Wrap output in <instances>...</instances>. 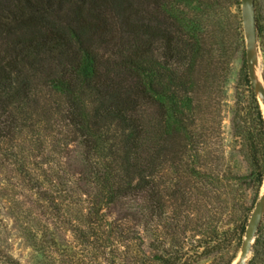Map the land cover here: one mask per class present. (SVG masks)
I'll return each mask as SVG.
<instances>
[{"label": "trees", "instance_id": "1", "mask_svg": "<svg viewBox=\"0 0 264 264\" xmlns=\"http://www.w3.org/2000/svg\"><path fill=\"white\" fill-rule=\"evenodd\" d=\"M200 29L176 0H0V162L15 166L17 185L47 209L85 204L81 215L102 229L101 264L187 262L178 225L170 248L162 238L170 234L163 221L178 215H168L158 178L180 175L175 197L192 176L221 180L205 160L220 137L215 83L225 68ZM246 80L255 106L234 130L260 190L264 114ZM72 142L83 153L79 164L48 170L46 159H35L47 143V152L68 158ZM152 227L160 239L149 255L143 233ZM0 261L23 264L2 249Z\"/></svg>", "mask_w": 264, "mask_h": 264}, {"label": "rangeland", "instance_id": "2", "mask_svg": "<svg viewBox=\"0 0 264 264\" xmlns=\"http://www.w3.org/2000/svg\"><path fill=\"white\" fill-rule=\"evenodd\" d=\"M176 3L184 13L199 21L205 48L215 56L214 62L219 60L225 68L222 80L215 83L218 104L214 110L218 108L220 112V137L218 144L207 149L209 156L205 160V168L221 180L213 182L208 177L192 176L187 193H178L175 197L171 194L180 175L165 170L158 180L167 201L168 215H178V220L170 217L164 220L162 229L170 234L161 235L166 247L170 248L175 225L179 226L174 235L184 242L180 252L187 259L186 264H235L242 251L243 228L248 227L264 189V183L258 189L253 168L245 156L243 140L234 130V120L243 123L244 116L255 106L246 80V75H250L248 63L245 66L247 39L242 0H176ZM154 8L155 4L151 2L149 10L154 11ZM256 12L257 23L263 31L258 32L255 66L257 77L262 79L260 83L264 86V0H256ZM252 87L264 114V103L257 89ZM47 145L44 154L35 158L37 161L46 159L44 169L58 168L59 162L66 166L69 159L74 164L83 160L81 147L76 142L68 146L71 149L68 158L67 153L61 156L47 152L51 151ZM8 163L0 162V250L13 253L23 264H101L102 229L98 222L92 224L81 215L85 204L68 206L61 211L47 209L45 203L39 205L31 192L17 185L15 166ZM194 164L200 166L197 162ZM41 174L44 176L45 172ZM137 205V202H131L132 207ZM110 211V218H114L119 214L120 206ZM155 222L151 224L155 226ZM141 226L139 230H142ZM143 236L148 254L157 252L151 251L149 244L158 243V229L152 227ZM256 238L259 243L255 250L252 248L245 264H264V216ZM0 264L3 263L0 261Z\"/></svg>", "mask_w": 264, "mask_h": 264}, {"label": "water", "instance_id": "3", "mask_svg": "<svg viewBox=\"0 0 264 264\" xmlns=\"http://www.w3.org/2000/svg\"><path fill=\"white\" fill-rule=\"evenodd\" d=\"M243 23L247 39V63L252 85L257 89L264 103V86L258 81L255 72L256 46L258 42V24L256 0H242ZM264 216V194L257 202L246 229L242 251L235 264H245L252 251L260 223Z\"/></svg>", "mask_w": 264, "mask_h": 264}, {"label": "bare ground", "instance_id": "4", "mask_svg": "<svg viewBox=\"0 0 264 264\" xmlns=\"http://www.w3.org/2000/svg\"><path fill=\"white\" fill-rule=\"evenodd\" d=\"M257 68H258V67H257ZM255 72H256V66H255ZM256 77H257V74H256ZM257 79H258V77H257ZM258 81L261 82L262 79H258ZM263 194H264V189H263Z\"/></svg>", "mask_w": 264, "mask_h": 264}]
</instances>
